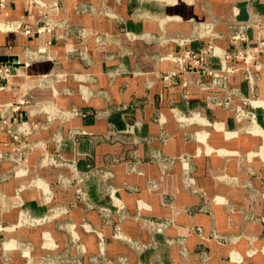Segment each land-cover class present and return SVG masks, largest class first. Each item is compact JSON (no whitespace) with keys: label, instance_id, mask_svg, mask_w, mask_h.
<instances>
[{"label":"crops","instance_id":"0c3cea01","mask_svg":"<svg viewBox=\"0 0 264 264\" xmlns=\"http://www.w3.org/2000/svg\"><path fill=\"white\" fill-rule=\"evenodd\" d=\"M254 1L0 0V60L14 58L17 64L15 69L10 67L12 76L2 82L0 116L3 106L23 95L43 103L44 96L49 100L54 94L56 112L52 120L44 113L50 105L41 107V112L29 106L5 117L18 140L11 142L0 133V178L8 176L4 183L0 181L4 236L29 233L12 230L17 207L29 216L43 214V204L15 174L19 167L12 160L17 143L32 141L39 156L50 148L65 160L105 169L119 160L112 174L122 200L129 199L126 189L137 190L138 197L130 199L135 209L144 207L150 216L165 219L174 215L177 227L165 233L185 238L183 264H200V247L207 249L215 264L225 256L236 258L240 244L232 243L240 233L252 240L263 236L260 244L264 245L261 222L254 215L239 214L240 178L252 167L251 161L264 158V133L255 127L247 136L231 111L218 103H203L207 95L199 86L203 71L196 65L180 70L168 59L182 50H200L207 40L208 23L213 24L216 49L230 50L225 36L229 26L246 21L253 26L258 16L264 20V3ZM253 27L245 31L252 41ZM262 27L264 34V23ZM199 61L212 70L223 63L220 54L209 60L200 56ZM185 92L189 101L183 97ZM28 153L21 163L25 168L33 158ZM155 154L186 156L185 167L202 194L192 195L184 188L178 162L163 168L145 163ZM129 158L141 160L135 171L124 166ZM165 196L171 198L174 214L162 207ZM202 205L205 213L185 212ZM193 225L203 231L202 239L188 234ZM122 228L125 235L143 239L140 218L123 221ZM211 231L231 239V247L208 240ZM144 253L137 255V261L151 257L150 252ZM178 254L176 247L170 248L168 261L176 263Z\"/></svg>","mask_w":264,"mask_h":264},{"label":"rangeland","instance_id":"374dc122","mask_svg":"<svg viewBox=\"0 0 264 264\" xmlns=\"http://www.w3.org/2000/svg\"><path fill=\"white\" fill-rule=\"evenodd\" d=\"M258 1L264 3V0H255L254 3L257 4ZM263 23L264 20L258 16L252 22L254 27L247 21L236 27L229 26V32L225 31V36L227 42H230L231 49L222 52L213 44L214 32L211 31L213 24L208 23L205 26L207 40L200 50L195 53L182 50L176 55L168 56V59L174 61L180 70L196 65L203 71V80L199 85L207 93L203 103L209 106L218 103L222 108L231 111L240 131L247 136L255 127L264 133ZM250 27L256 32L253 41L245 36V31ZM248 41L252 43L247 45ZM217 54L221 55L223 61L220 69L212 70L207 63L200 64V56L209 60ZM163 81L167 82L166 78ZM188 95L185 92L183 97L189 101ZM37 96L40 98L39 95ZM45 97L42 103L40 99L34 101L28 95H23L16 102L3 106L0 133L8 136L11 142H17L18 138L13 132V126L6 123L5 117L10 113L18 114L23 107L32 106L40 111L44 105H50L52 107L50 111L45 110L44 113L54 120L55 95L48 97L49 100H45ZM118 112L113 111V113ZM16 124L19 125V122ZM112 130L115 133L117 129L113 127ZM31 135L36 136L34 133ZM20 143H17L12 159L14 165L19 167L15 174L21 176L20 181H25L32 194L36 195L43 204V214L37 217L29 216L17 207V219L12 230L26 229L31 232L25 236H22L21 232L19 236L7 238L3 234L6 225L0 224V264H173L168 261L167 255L168 250L173 247L181 252L174 264H183L185 238L169 237L165 233L177 227L173 219L174 215L171 219H165L150 216L144 207L135 209L133 207L135 203L130 199L132 196L138 197L140 192L137 190L126 189L124 193L129 199L122 200L121 191L115 185L116 176L112 174V169L120 163L119 160H113L109 169L95 168L92 163H79L60 158L50 151V148L39 156L35 152L36 143L32 141L24 145ZM38 152H41L40 147ZM27 153L33 158L30 166L25 168L21 163ZM139 161L129 158L124 166L127 170L135 171ZM144 161L154 163L159 168H163L165 164L173 165L178 162L183 173L181 177L184 188L192 195L202 194L196 186L194 177L185 167L186 156L167 158L162 154H155ZM250 166L252 167L246 169L240 178L242 186L239 214L254 215L256 221H260L264 226V158L251 161ZM5 180H8V176L0 178L1 183ZM20 192H17V196ZM1 195L0 193V197L3 196ZM161 204L163 208L174 214L171 198L165 196ZM227 209L232 212L231 208ZM206 211L205 205L185 209L188 215ZM130 218L141 219L144 228L143 239L137 240L124 234L123 221ZM188 234L203 238V231L196 225L189 227ZM262 237L252 240L243 238L240 233L232 243L240 244L239 252L236 251L237 257L225 256L219 259V264H264V245L260 244ZM207 239L224 246L232 245L231 239L215 231H211ZM121 251L123 253H120ZM146 251L151 253L148 254L151 257L143 263L137 261L136 257L140 256L137 255L143 253L144 256ZM197 253L200 264H215L206 248L200 247Z\"/></svg>","mask_w":264,"mask_h":264},{"label":"built area","instance_id":"2783aa9c","mask_svg":"<svg viewBox=\"0 0 264 264\" xmlns=\"http://www.w3.org/2000/svg\"><path fill=\"white\" fill-rule=\"evenodd\" d=\"M13 71L9 66H0V90L3 89L2 82L12 76Z\"/></svg>","mask_w":264,"mask_h":264},{"label":"water","instance_id":"95a60500","mask_svg":"<svg viewBox=\"0 0 264 264\" xmlns=\"http://www.w3.org/2000/svg\"><path fill=\"white\" fill-rule=\"evenodd\" d=\"M0 62L5 63L7 66L11 67L12 69H15L17 67V64L14 58H9V59L2 58Z\"/></svg>","mask_w":264,"mask_h":264}]
</instances>
